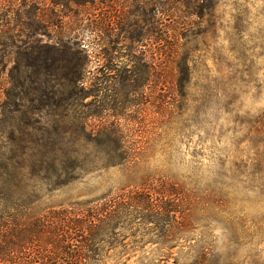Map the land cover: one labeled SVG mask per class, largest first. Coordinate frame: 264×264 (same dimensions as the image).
Returning a JSON list of instances; mask_svg holds the SVG:
<instances>
[{"label":"rangeland","instance_id":"1","mask_svg":"<svg viewBox=\"0 0 264 264\" xmlns=\"http://www.w3.org/2000/svg\"><path fill=\"white\" fill-rule=\"evenodd\" d=\"M212 3L198 15L191 0H0V105L35 55L86 62L83 106L12 112L0 125V145L80 149L68 185L33 178L36 209L173 183L203 203L181 225L143 209L123 216L89 264H264V0ZM85 125L91 139L75 140Z\"/></svg>","mask_w":264,"mask_h":264},{"label":"trees","instance_id":"2","mask_svg":"<svg viewBox=\"0 0 264 264\" xmlns=\"http://www.w3.org/2000/svg\"><path fill=\"white\" fill-rule=\"evenodd\" d=\"M191 1L198 15L213 11L212 0ZM48 52L58 54L60 50L49 47ZM65 57L70 63L66 66H58L59 59L51 55L33 57L27 83L14 80L6 92L7 100L0 105V125L12 112H20L27 120L47 109L67 112L83 106L81 101L87 93L82 86L85 58L79 52ZM179 65L184 73H190L186 60ZM61 76L64 79L61 82L53 79ZM255 129L260 137L264 136V116L256 122ZM74 134L75 140L91 139L86 125ZM99 134L110 138L107 128H102ZM9 139L10 146L0 145V264H89L94 241L104 243L109 232L122 224L123 216L143 209L151 216H167L168 221L181 225L189 221L184 217L187 213L203 204L197 198L189 201L183 187L173 183L163 184L159 189L152 185L133 190L123 188L96 200L38 211L40 198L33 178L47 181L51 190L68 185L76 179L72 174L83 169L79 163L80 149L59 142L28 144L15 143L13 136ZM59 157L62 162H57ZM46 159L51 161L46 163ZM263 170L264 166H258L256 173L262 174ZM63 176L68 178L62 180Z\"/></svg>","mask_w":264,"mask_h":264}]
</instances>
